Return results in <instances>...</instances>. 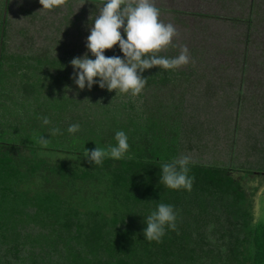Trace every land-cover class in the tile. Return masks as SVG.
Instances as JSON below:
<instances>
[{
	"label": "trees",
	"instance_id": "trees-1",
	"mask_svg": "<svg viewBox=\"0 0 264 264\" xmlns=\"http://www.w3.org/2000/svg\"><path fill=\"white\" fill-rule=\"evenodd\" d=\"M10 2L0 1V264H264V223L255 222L251 200L231 168L189 163L188 175L194 178L190 191L160 183L162 165L175 159V151L169 141H155L145 131L160 133L154 117L147 121L133 111L145 108L148 100L143 91L149 95L152 87L170 82L174 69L145 70L142 75L147 84L139 95L119 91L123 97L110 95L105 88L107 100H94L110 109L108 114H114L105 121L111 137L120 130L128 136L129 149L120 159L108 156L100 165L89 163L86 150L108 149L115 141L80 142L77 135L67 138L69 133L59 121L54 128L61 134L51 137L63 139L61 143H54L45 134L19 137L14 132V138H6L3 127L13 118L8 103L17 99L29 102L44 81H72L74 72L71 56L50 61L48 52L31 58L6 54L9 37L5 16ZM86 3L92 4V16H97L105 1ZM108 52L105 56L123 59L118 45ZM18 71L22 79L17 83L13 78ZM188 71L195 73L190 68ZM64 72L71 76H64ZM8 85L22 96L6 94ZM98 87L94 84L90 92L86 87L85 98L90 99ZM242 97L240 94L237 101L241 106ZM37 103L35 99L29 106ZM23 121H13L16 130L25 128ZM41 137L50 142L41 143ZM173 142L177 144V137ZM42 150L77 157L82 163H53L38 156ZM40 173H45V180L53 176L56 187L38 188ZM160 202L174 207L176 228H166L159 242L149 241L143 235L145 222Z\"/></svg>",
	"mask_w": 264,
	"mask_h": 264
},
{
	"label": "rangeland",
	"instance_id": "rangeland-1",
	"mask_svg": "<svg viewBox=\"0 0 264 264\" xmlns=\"http://www.w3.org/2000/svg\"><path fill=\"white\" fill-rule=\"evenodd\" d=\"M155 2L160 9L161 19L165 23H173L179 30L181 38L189 30L184 28L187 25H191L201 35L204 32L202 29L207 28L208 25L212 28H217L219 25L218 28L225 29L235 27V24L240 28L237 29V33L229 34L227 41L225 38L228 35L221 33L223 39L219 41L225 46L223 44V49L220 51L222 54L219 56L216 49L212 52L206 51L210 56L204 55V52L198 53L201 58L197 60L207 58L208 61H191L174 69L175 72L170 75V82L152 87L153 91L149 92V95L148 92L143 91L148 102L144 109L137 108L133 112L147 121L149 117L155 118L154 124L160 126V133L155 132L154 135L147 129L145 131L155 141L160 138L161 141H169L168 144L171 143V149L175 151V159L188 156L189 163L214 164L231 168L232 176L241 182L251 200L255 222L264 223V0H241L240 3L238 0H155ZM251 3L255 10L257 9V14L250 25L253 28H260L257 29L258 33L251 31L250 42L246 43V21ZM91 5L85 3L81 7V2L65 1L52 9H43L39 0H22V2L11 0L7 17L5 16L9 37L6 54H25L31 58L33 55L48 52L50 61L54 59L58 61V59H67L68 56H71V60L74 57H82L87 52L91 58L92 54L86 47L87 37L96 17L92 16L95 9ZM211 17H215V20L210 19ZM2 18L0 14V20ZM207 18L210 20L206 21ZM211 38L207 40L204 37L203 44L211 46L209 43L212 41ZM246 50L249 56L244 66ZM108 51L106 50L105 54L109 53ZM168 51L169 48H166L159 54L168 53L170 56L171 51ZM9 65L10 63L4 69L7 70ZM17 65L20 67V64H16L15 67ZM187 68L194 70L195 73H190ZM185 73L187 75H184ZM63 74L71 76V73ZM209 75L232 76L236 79L234 89L229 93L220 91L219 88L214 89L216 92H205L206 82L203 79L205 76L208 78ZM21 76L22 72L18 71L13 79L18 83V80L22 79ZM260 77L259 85L257 79ZM51 80L44 81L43 85L38 87V95L35 96L38 98L33 96L32 100H28L29 102L20 99L9 101V112L13 118H10L11 123H5L3 127L6 138H14L16 132L19 137L34 133L45 134L50 136L54 143H61L63 139L51 137L53 136L51 129L59 121L66 129L73 123L80 125L79 131L75 133L67 131L69 133L67 138L77 135L80 142L99 140L107 144L115 141L117 144L116 139L111 137L107 125L114 114H108L110 109L107 110L94 102L96 99L104 101V97H107L103 93L105 90L98 87L97 93L87 99L86 87L80 90L73 80L62 78ZM195 86L198 88L195 89ZM240 87L243 91H240ZM16 89L8 85L5 87V93L22 96ZM118 91L117 93L112 91L110 95L121 96ZM240 94H244L242 106L237 103ZM35 99H38L39 103L35 104V107L29 106ZM124 100L127 101L126 98ZM145 112L148 118L143 116ZM120 113L124 118H128L122 111ZM44 117L48 118L49 124H44ZM16 118L24 120L25 128L15 129L13 121ZM176 137L177 144L173 142ZM38 154L41 159L53 163L61 161L78 165L82 163L80 158L46 150ZM44 174L40 173L37 176V187L55 188L54 177L49 176L50 178L45 180Z\"/></svg>",
	"mask_w": 264,
	"mask_h": 264
},
{
	"label": "clouds",
	"instance_id": "clouds-1",
	"mask_svg": "<svg viewBox=\"0 0 264 264\" xmlns=\"http://www.w3.org/2000/svg\"><path fill=\"white\" fill-rule=\"evenodd\" d=\"M22 2V0H21ZM43 9L59 6L64 0H39ZM86 0H81V7ZM123 30V36L121 35ZM126 37V38H125ZM180 32L173 23H165L161 19L160 9L155 0H105L95 17L94 26L90 28L86 47L94 59L86 52L82 57H74L70 64L74 70L73 82L80 89L90 91L98 83L101 89L109 92L119 90L120 93L139 95L147 84L142 74L147 69H177L192 61L186 45L174 43ZM118 45L123 53L120 56H105L106 50ZM179 48L174 57L159 55L168 48ZM97 78H99L97 80ZM67 90V89H66ZM44 124H49L47 117ZM80 125L73 123L67 129L69 133L79 131ZM61 134L59 128L51 129V135ZM117 144L108 149L95 147L85 151L89 163L100 165L105 157L120 159L129 149L128 136L123 131L115 133ZM50 141L41 137V143ZM190 157L181 156L161 168L160 183L170 189L184 188L191 190L194 178L188 175ZM177 213L170 204L160 202L146 219L143 235L149 241L159 242L165 235L166 228L175 230Z\"/></svg>",
	"mask_w": 264,
	"mask_h": 264
},
{
	"label": "crops",
	"instance_id": "crops-1",
	"mask_svg": "<svg viewBox=\"0 0 264 264\" xmlns=\"http://www.w3.org/2000/svg\"><path fill=\"white\" fill-rule=\"evenodd\" d=\"M241 0H238V3H240ZM251 8L249 9V17L246 21V24H247V29L245 30L246 31V43L250 42V33L251 31H256L257 32V29L260 28V27H256V28H253L252 25H250L252 23V19H254L255 17V14H257V9L255 10V7H253L252 3H251ZM241 13V12H240ZM253 13V15L251 14ZM209 18V17H208ZM212 20H215V17H211L210 19ZM200 19V18H199ZM203 21V19H200V21ZM249 20V21H248ZM217 23H219L218 19L216 20ZM244 22V21H243ZM198 23V22H197ZM206 24V23H205ZM218 25V24H217ZM210 25L206 26L207 28H203L202 30L204 32H202V35H204V37L208 40V38H211L213 37L214 39L211 38V42H209L211 44L210 45H206V44H203V41H204V37H202V35L199 33L198 34V31L195 30V28H192L191 25H187L185 26L184 28L187 30V33L184 37H179L178 40H175L174 43H177V44H181V45H186L189 49V52L191 54V58H192V61H208V59L206 58L205 60L203 59H198L197 58H201V56H198L197 54L198 53H203L204 52V55L206 54L207 56H210L206 53L207 50H209L210 52H212L213 50L216 49L217 53H218V56L219 54H222V52L220 53V51L223 49V44L222 42L219 41V39H223V37H221V33L223 34H227L228 36L225 38V41H227L229 39V36L232 35V34H235L237 33V29L240 28V26L238 27V25H235V27H227L225 29H220L218 28H212L209 27ZM255 29V30H254ZM245 31L243 33H245ZM255 32V33H256ZM258 33V32H257ZM230 34V35H229ZM252 35V33H251ZM211 36V37H210ZM185 41V42H184ZM195 41V43H194ZM199 42V43H198ZM227 45V43H226ZM225 46V44H224ZM169 50L171 51V53H175L173 54L174 56L178 55L179 54V48H174V47H168ZM248 56H249V53L247 52V50L244 52V61L245 63L244 66H246V61H248ZM212 61H215V60H212ZM233 61H235V58H233ZM197 63H200V62H197ZM205 63V62H204ZM205 66L202 67V69H204ZM202 69L200 71H202ZM203 72V71H202ZM204 74V72H203ZM205 79H203L205 83V89L204 91H214L216 92L214 89L215 88H219L220 91H227L228 93L234 89V82L236 81V79H234L232 76H229V75H219V76H216V75H209L208 78L207 76L204 77ZM252 79H255V78H252ZM260 81H261V77L260 79H257V82H259V85H260ZM208 83H210V86H208ZM222 83V84H221ZM195 89L198 88V87H194ZM240 91H243V88L240 87ZM230 94H228L229 96ZM244 95V94H243Z\"/></svg>",
	"mask_w": 264,
	"mask_h": 264
},
{
	"label": "water",
	"instance_id": "water-1",
	"mask_svg": "<svg viewBox=\"0 0 264 264\" xmlns=\"http://www.w3.org/2000/svg\"><path fill=\"white\" fill-rule=\"evenodd\" d=\"M105 1V0H104Z\"/></svg>",
	"mask_w": 264,
	"mask_h": 264
}]
</instances>
